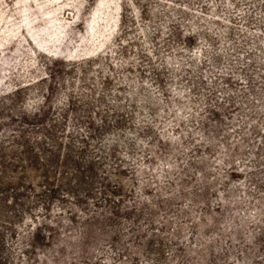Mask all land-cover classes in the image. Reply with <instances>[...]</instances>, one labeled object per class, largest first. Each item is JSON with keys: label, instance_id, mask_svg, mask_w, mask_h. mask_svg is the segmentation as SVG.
<instances>
[{"label": "rangeland", "instance_id": "374dc122", "mask_svg": "<svg viewBox=\"0 0 264 264\" xmlns=\"http://www.w3.org/2000/svg\"><path fill=\"white\" fill-rule=\"evenodd\" d=\"M0 264H264V0H0Z\"/></svg>", "mask_w": 264, "mask_h": 264}]
</instances>
